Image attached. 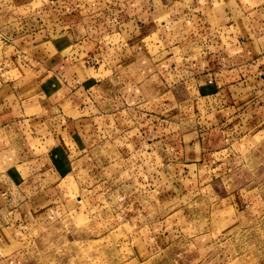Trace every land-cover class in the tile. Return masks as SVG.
Here are the masks:
<instances>
[{
	"label": "rangeland",
	"instance_id": "obj_1",
	"mask_svg": "<svg viewBox=\"0 0 264 264\" xmlns=\"http://www.w3.org/2000/svg\"><path fill=\"white\" fill-rule=\"evenodd\" d=\"M193 23L160 15L155 34L132 48L129 39L128 60L138 51L153 56L154 77L169 90L155 116L119 102L114 116L99 114L105 130L93 145L67 144L63 155L25 123L0 132V264H264V160L251 159L249 145L215 170L178 180L184 194L170 206L150 193L155 166L204 111L184 83L189 58L200 59L196 45L184 56L186 35L198 37ZM106 57L109 66L119 62L116 53ZM96 99L102 113L111 110L109 96ZM62 106L81 114L69 111L70 98Z\"/></svg>",
	"mask_w": 264,
	"mask_h": 264
},
{
	"label": "crops",
	"instance_id": "obj_2",
	"mask_svg": "<svg viewBox=\"0 0 264 264\" xmlns=\"http://www.w3.org/2000/svg\"><path fill=\"white\" fill-rule=\"evenodd\" d=\"M181 14L198 34L186 35L185 59L193 45L200 48L184 83L196 101L205 100L204 111L155 166L150 193L160 207L170 206L184 194L178 180L215 170L225 155L235 159L241 143L253 150L251 159L264 160V0H0V132L25 123L63 155L67 144L93 145L105 130L99 114L114 116L119 102L155 116L169 90L154 77L153 56L137 50L128 60L126 49L129 39L132 48L155 34L160 15ZM113 53L119 62L109 66ZM97 92L110 97L108 112ZM69 98V111L79 116L63 110Z\"/></svg>",
	"mask_w": 264,
	"mask_h": 264
},
{
	"label": "built area",
	"instance_id": "obj_3",
	"mask_svg": "<svg viewBox=\"0 0 264 264\" xmlns=\"http://www.w3.org/2000/svg\"><path fill=\"white\" fill-rule=\"evenodd\" d=\"M0 37L4 38V37L2 36V33H1V32H0Z\"/></svg>",
	"mask_w": 264,
	"mask_h": 264
}]
</instances>
